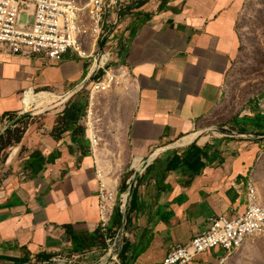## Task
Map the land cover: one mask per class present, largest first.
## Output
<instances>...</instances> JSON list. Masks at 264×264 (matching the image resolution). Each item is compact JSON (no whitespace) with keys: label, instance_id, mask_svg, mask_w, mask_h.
<instances>
[{"label":"crops","instance_id":"1","mask_svg":"<svg viewBox=\"0 0 264 264\" xmlns=\"http://www.w3.org/2000/svg\"><path fill=\"white\" fill-rule=\"evenodd\" d=\"M244 1L144 0L120 13L109 27L112 60L127 67L132 84L92 99L97 149L81 133L87 107L80 114L70 108L87 106L88 99L81 102L78 94L86 62L69 55L55 65L0 56V122L24 113L30 92L29 104L38 93L63 96L77 89L57 111L45 114L42 133L29 130L27 175L0 190V264L101 249L97 171L119 193L128 171L123 178L113 176L123 165L138 167L187 136L195 138L162 151L139 175L114 264H162L173 247L207 230L212 217L245 210L259 147L235 136H203L225 99L229 69L241 47L237 19ZM37 157L50 162L31 176L27 162ZM72 233L84 241V250L74 248ZM221 255L215 248L191 264H215Z\"/></svg>","mask_w":264,"mask_h":264},{"label":"built area","instance_id":"2","mask_svg":"<svg viewBox=\"0 0 264 264\" xmlns=\"http://www.w3.org/2000/svg\"><path fill=\"white\" fill-rule=\"evenodd\" d=\"M141 1L144 0H87L81 6L77 0H0V56H23L55 65L69 55L87 63L86 78L79 91L87 93L84 134L92 149L99 145L97 131L90 121L92 99L99 93L115 87L128 88L132 84L127 67L112 60L109 27L117 23L123 10L138 6ZM134 168L133 165L131 169ZM125 196L117 202L118 192L108 189L101 180L99 230L108 244L114 240L109 229L115 208H122ZM246 200L241 214L212 217L207 230L194 236L188 244L173 247L162 264H191L198 256L215 248L223 251L215 264H227L246 242L264 237V204L259 201L251 180L247 184ZM95 252L96 249L73 253L67 259L57 252L45 262L33 261L31 264L61 261L73 264L77 260L85 261ZM114 255L108 264L117 262V254Z\"/></svg>","mask_w":264,"mask_h":264},{"label":"rangeland","instance_id":"3","mask_svg":"<svg viewBox=\"0 0 264 264\" xmlns=\"http://www.w3.org/2000/svg\"><path fill=\"white\" fill-rule=\"evenodd\" d=\"M77 2L81 6H84L87 0H77ZM23 20L25 21V18ZM237 30L241 47L237 58L232 62L229 69L226 96L222 104L212 114L203 136L230 137L222 133L221 130L223 129L236 132L237 135L235 137L239 140L252 141L259 147V155L250 177L254 183L259 201L264 204V135L242 134L240 132V129L245 125L241 123L242 118H244L243 115L249 117L251 112L253 116L264 112V0L244 1L237 19ZM76 90L73 89L71 91ZM71 91L63 96L35 92L39 96L31 101V104H29L30 109L26 108L24 113L18 115L7 116L0 122V190L3 189L9 180L15 177H26L27 173L25 174L26 170L23 167L26 161L23 160L28 156L30 149L27 141L24 139L32 127L38 132L43 130V118L45 114L57 111L60 107L58 104H62L67 100L70 96L68 94ZM78 94L81 102L87 100L86 91L80 90ZM253 107L256 112L251 110ZM135 169H131V164L123 165L121 172L116 175L114 174L113 178H123L127 171L128 173L132 172L129 177L131 178ZM126 193L127 190L125 192L120 191L117 202L123 200ZM120 228L121 224L114 237L112 234L114 231L109 232V235L111 234L112 238H114L110 244L104 242L102 237L99 239L101 249L96 250L94 254H90L85 261L77 260L73 264L105 263L108 255L111 253L109 251L110 247L114 245V251L116 245H119L117 236ZM120 252L121 248L119 245L116 252L117 258ZM71 255V253L63 254L66 259L70 258ZM227 264H264V237L248 241L228 259Z\"/></svg>","mask_w":264,"mask_h":264},{"label":"trees","instance_id":"4","mask_svg":"<svg viewBox=\"0 0 264 264\" xmlns=\"http://www.w3.org/2000/svg\"><path fill=\"white\" fill-rule=\"evenodd\" d=\"M70 108L75 110L77 112V114H80L82 112V110L85 108L84 104H81L79 107H76L74 104H70ZM253 112H256L255 108L253 107V109H251ZM242 124H245L244 127H242L240 129V132L243 134H256V135H264V114H258L255 115L253 117H248V116H244V118H242L241 121ZM239 124V123H237ZM81 133L82 136L84 135V129L81 128ZM50 162V159L48 158L47 160H45L43 157H37L34 159H30L27 162V166L28 168L31 170V176L36 175L44 166L45 163ZM132 172L126 174V176L124 177L123 181H122V186H121V192H125L129 185L127 184V181L129 179V177L131 176ZM134 201V198L132 199V203ZM121 218H122V213H121V209L119 206H117L115 208V212L113 215V219H112V225L110 227V231L112 232V229L115 228L113 234V237L117 234V230L118 227L121 224ZM128 220H130V212H128ZM117 227V228H116ZM99 238H102V235L100 234V230H99ZM71 239L74 243V248L78 251L84 250L85 249V244L84 241L80 240V238L78 236H76V234L72 233L71 234Z\"/></svg>","mask_w":264,"mask_h":264},{"label":"water","instance_id":"5","mask_svg":"<svg viewBox=\"0 0 264 264\" xmlns=\"http://www.w3.org/2000/svg\"><path fill=\"white\" fill-rule=\"evenodd\" d=\"M91 80H92V77L89 78V81H91ZM75 92L76 91H73V93L67 98V100ZM221 131H222V133H225V136H231V137H233V136L237 135L236 132H232V131H228V130H223V129ZM178 142H176L175 144H173V146H166V147H163V148L158 149V150H161V151H158V152L155 151L149 158H147L146 160H142L141 163H140V166L136 167V169L134 170L133 176L131 178V183H130L128 189H127V193H126L127 198L125 199V202H124V204H123V206L121 208V213H122L121 228H120V230L118 232V236H117V242L119 243L121 249H122V246L124 244V239H125V236H126V230H127V225H128V210H129V206L131 204V200H132V197H133L134 188H135V186L137 184V180H138L139 175L143 172V170H145L146 166L150 162H152L154 160V158L157 157L162 151H165L166 149L171 148V147H180V146H185L186 145V144L179 145ZM111 257L112 256L109 254L108 257H107V259H106V262L105 263L103 262V263L104 264H107L111 260ZM52 264H57V263H52ZM58 264H69V263L68 262H65V261H61L60 263L58 262ZM98 264H100V263H98Z\"/></svg>","mask_w":264,"mask_h":264},{"label":"bare ground","instance_id":"6","mask_svg":"<svg viewBox=\"0 0 264 264\" xmlns=\"http://www.w3.org/2000/svg\"><path fill=\"white\" fill-rule=\"evenodd\" d=\"M73 93V91L70 93V94H68V95H71ZM31 97H32V95H31V92L28 94V96H27V109H30L31 107L29 106V100L31 99ZM220 135V134H219ZM194 138H195V136L193 135V136H187V137H185L184 139H182L180 142H178V144L179 145H181V144H188V143H190V142H192L193 140H194ZM98 147H96L95 149H97ZM158 151H161V150H158ZM157 151V152H158ZM99 173H100V179L103 181V183L106 185V187L108 188V189H110L109 187H108V185L106 184V182L104 181V174L101 172V171H98ZM252 181V180H251ZM255 187V186H254ZM111 190V189H110ZM126 198H127V195H126ZM125 198V199H126ZM118 248H119V245L117 244L116 245V247H115V249H114V251H113V249H111V256H113L116 252H117V250H118ZM108 255V254H107ZM115 256V255H114ZM102 260V259H101ZM60 263V262H59ZM58 264V263H57Z\"/></svg>","mask_w":264,"mask_h":264}]
</instances>
